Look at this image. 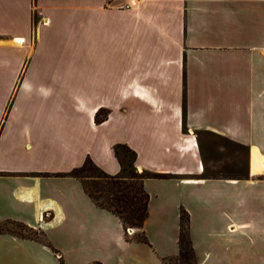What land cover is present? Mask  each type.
<instances>
[{"label": "crops", "instance_id": "0c3cea01", "mask_svg": "<svg viewBox=\"0 0 264 264\" xmlns=\"http://www.w3.org/2000/svg\"><path fill=\"white\" fill-rule=\"evenodd\" d=\"M115 2L0 0V223L43 238L0 232V264H164L181 211L195 264L196 228L223 249L204 258L264 264V0ZM118 143L158 174L147 242L69 175L120 173Z\"/></svg>", "mask_w": 264, "mask_h": 264}, {"label": "trees", "instance_id": "16d2710c", "mask_svg": "<svg viewBox=\"0 0 264 264\" xmlns=\"http://www.w3.org/2000/svg\"><path fill=\"white\" fill-rule=\"evenodd\" d=\"M104 116L105 114H103ZM113 151L120 164V173L109 175L97 167L89 158H86L82 165L72 169L69 175L80 180L83 190L97 206L112 212L120 219L124 231L128 227L133 228L137 231L134 238L141 242H147L143 231V224L148 213V194L143 189L142 182L144 178L156 177L158 174L147 171L137 172L134 166L135 152L127 145L123 143L115 144ZM121 152L126 159L120 155ZM86 168L93 169L97 175L90 173L82 175L81 172ZM126 170H128V175L125 173ZM179 219L178 254L175 257L164 258V264H170L172 259L184 255L187 246L189 251L192 252L188 235L187 214L181 211ZM6 222H11L23 229L33 231L24 224L15 221ZM2 231L8 230H0V232ZM20 236L26 235L20 234Z\"/></svg>", "mask_w": 264, "mask_h": 264}, {"label": "rangeland", "instance_id": "374dc122", "mask_svg": "<svg viewBox=\"0 0 264 264\" xmlns=\"http://www.w3.org/2000/svg\"><path fill=\"white\" fill-rule=\"evenodd\" d=\"M34 22L37 21L38 16L34 13ZM120 155H122L124 157V159H126V157L124 156V154L121 152ZM137 172H139L137 170ZM86 173H90V174H94L97 175V173L93 170V169H89L86 168L84 171L81 172L82 175L86 174ZM126 175H128V170H126ZM130 228V227H128ZM172 227H167L164 228L161 231H158L156 229L153 228L154 231V235H153V239L157 242H159L160 244H164L165 248H169L168 250H170L172 252V254H175L177 252L176 250V246H175V229H171ZM0 230H8L11 232H14L16 234H22V235H26L28 237H32V238H37V239H41L42 235L39 234V232L37 231H29L27 229H23L19 226H17L14 223L11 222H3L0 223ZM126 236L130 237V233H128V231H125ZM137 231L134 233V235H132V237H134L136 235ZM186 237V236H185ZM194 237L196 239L195 242H197V247L195 250V254H196V260H203V262H205V260H207L206 264H230L228 262L225 261H215L213 262V256H211V258L209 257V254L206 256V258H204L205 253L210 250L213 252V254L216 252L217 254L221 255L222 253V248L219 247H212L210 246V242L206 240L205 237V231L202 230L201 228H196L194 231ZM209 242V243H207ZM113 252V257H112V261L110 262V264H118L119 263V252L112 250ZM137 256L139 255H143L144 253L142 251H137L136 252ZM212 254V255H213ZM193 255V256H192ZM177 256V255H176ZM58 257V256H57ZM60 257V256H59ZM175 257V256H174ZM45 261V262H43ZM41 260V261H37L36 260H32L30 262V264H52L48 259L45 260ZM195 257H194V251L192 249V252L189 251L188 246L185 248V254L182 256H178L176 257V259H172L170 261V264H195ZM53 264H60L57 259L54 260ZM61 264H77V262H72V261H64L63 263L61 262ZM147 264H152L150 262H147Z\"/></svg>", "mask_w": 264, "mask_h": 264}, {"label": "built area", "instance_id": "2783aa9c", "mask_svg": "<svg viewBox=\"0 0 264 264\" xmlns=\"http://www.w3.org/2000/svg\"><path fill=\"white\" fill-rule=\"evenodd\" d=\"M116 2L112 5L118 9L132 10L142 0H115ZM133 228H127L128 233H131Z\"/></svg>", "mask_w": 264, "mask_h": 264}, {"label": "bare ground", "instance_id": "6f19581e", "mask_svg": "<svg viewBox=\"0 0 264 264\" xmlns=\"http://www.w3.org/2000/svg\"><path fill=\"white\" fill-rule=\"evenodd\" d=\"M19 45V44H18Z\"/></svg>", "mask_w": 264, "mask_h": 264}]
</instances>
